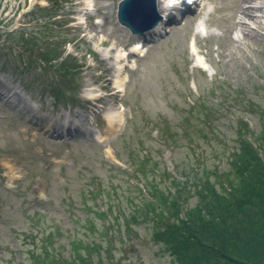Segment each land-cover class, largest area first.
I'll return each mask as SVG.
<instances>
[{"label": "rangeland", "instance_id": "1", "mask_svg": "<svg viewBox=\"0 0 264 264\" xmlns=\"http://www.w3.org/2000/svg\"><path fill=\"white\" fill-rule=\"evenodd\" d=\"M76 1L0 0V264H31L45 239L64 264L78 237L102 246L84 252L87 263L169 264L173 256L153 237L151 218L124 221L142 196L150 197L135 185L146 177L174 194L169 181L186 180L182 168L229 169L228 151L238 145L235 118L252 129L264 124V0H203L197 15L186 14L147 46L122 86L114 51L141 34L118 21L120 0H94L96 25L79 23ZM241 5H252L250 15H241ZM35 7L50 10L33 13ZM13 30L32 31V40L44 30L61 56L51 65L32 60L8 35ZM190 46L204 69L195 66ZM67 54L76 68L64 84L72 100L63 103L50 88L64 83L53 65ZM88 93L95 97L87 100ZM200 99L212 110L210 121L189 110ZM136 155L153 173L135 169ZM196 200L190 193L183 208Z\"/></svg>", "mask_w": 264, "mask_h": 264}, {"label": "trees", "instance_id": "2", "mask_svg": "<svg viewBox=\"0 0 264 264\" xmlns=\"http://www.w3.org/2000/svg\"><path fill=\"white\" fill-rule=\"evenodd\" d=\"M49 10L42 11L35 7L33 13L47 14ZM44 24L46 25L45 22ZM43 31L37 34L40 35V40L37 36L34 40L31 39L32 31L29 36L16 35V31H10L8 35L12 34L17 45L24 46L26 51L31 52L32 60L51 65L62 52ZM75 60V57L67 54L53 65L61 69L64 83L56 82L50 91L63 103L72 100L64 84L72 80L76 68ZM225 92L224 97L227 98L230 92ZM239 93L235 89V96ZM243 109L250 110V107L247 105ZM189 110L198 112V116L201 114L207 121L213 115L210 106L201 99L200 102L196 100L189 105ZM186 120L188 121L187 118ZM234 125L238 145L228 151L231 156L229 169L218 171L216 167L204 165L203 170L199 167L194 174H190L182 168L183 172L179 173L186 176V180L172 177L169 181L170 185L175 186L174 194L164 190L159 181L146 177L142 186L135 185L137 189L148 190L150 197L142 196L140 206L137 205L124 221L134 224L151 218L153 237L173 256L169 264H264V124L260 129H252L247 120L236 117ZM259 152L262 153V159ZM147 162L148 159H140L136 155L135 169L143 175L146 171L152 172L151 167H147ZM211 175L212 180L209 179ZM185 190L189 195L195 194L197 200L195 205L183 208L189 196L183 195ZM146 209L153 211V214L150 216ZM100 214L102 212H97V215ZM88 228L93 232L91 223ZM102 232L103 230L100 231L101 234ZM45 241L48 245H43V253L32 256L31 264H60L51 251V240ZM93 244L90 248L79 237L72 240L70 258L63 263L101 264L102 259L87 263V258L83 255L84 252L90 253L102 248L100 243Z\"/></svg>", "mask_w": 264, "mask_h": 264}, {"label": "water", "instance_id": "3", "mask_svg": "<svg viewBox=\"0 0 264 264\" xmlns=\"http://www.w3.org/2000/svg\"><path fill=\"white\" fill-rule=\"evenodd\" d=\"M140 9L138 0H120L117 10L118 21L129 27L133 32L136 31L137 25L142 23L141 21H137Z\"/></svg>", "mask_w": 264, "mask_h": 264}, {"label": "bare ground", "instance_id": "4", "mask_svg": "<svg viewBox=\"0 0 264 264\" xmlns=\"http://www.w3.org/2000/svg\"><path fill=\"white\" fill-rule=\"evenodd\" d=\"M138 1H139L140 8H141L138 18L143 17L142 21L145 22L151 18L152 13L154 12V5H153L154 1L153 0H138ZM242 1H249V0H242ZM156 8H157L158 12H160L162 10V5L160 4V0H156ZM251 8H252V5L251 6H245V7H243L241 5L239 8V11H240L241 15L248 16L251 13ZM118 85H121V84L118 83Z\"/></svg>", "mask_w": 264, "mask_h": 264}]
</instances>
